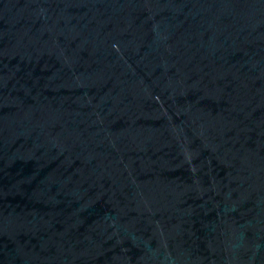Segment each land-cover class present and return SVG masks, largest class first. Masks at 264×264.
I'll list each match as a JSON object with an SVG mask.
<instances>
[{
    "label": "water",
    "instance_id": "obj_1",
    "mask_svg": "<svg viewBox=\"0 0 264 264\" xmlns=\"http://www.w3.org/2000/svg\"><path fill=\"white\" fill-rule=\"evenodd\" d=\"M0 264H264V0H0Z\"/></svg>",
    "mask_w": 264,
    "mask_h": 264
}]
</instances>
